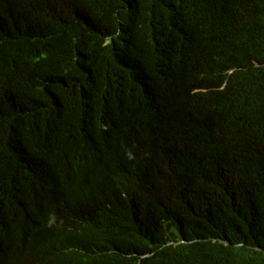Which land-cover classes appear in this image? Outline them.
Instances as JSON below:
<instances>
[{
    "label": "trees",
    "instance_id": "trees-1",
    "mask_svg": "<svg viewBox=\"0 0 264 264\" xmlns=\"http://www.w3.org/2000/svg\"><path fill=\"white\" fill-rule=\"evenodd\" d=\"M239 2L245 14H220L207 25L195 0H33L28 15L0 19V264H62L61 243L79 234L104 254L102 264H264V197L256 186L216 173L214 183L231 184L245 199L234 208L218 197L211 172L189 169L199 160L139 118L133 87L120 86L135 85L128 59L153 60L173 6L189 31L177 48L198 57L194 70L207 75L199 81L235 100H264V0ZM108 128L125 135L123 157H141L142 135L158 134L144 141L147 161L163 168L152 183L130 179L120 189L105 165L77 174V153L66 157L74 146L62 140ZM50 177L61 198L21 250L16 235L29 230L23 224L37 204L36 182Z\"/></svg>",
    "mask_w": 264,
    "mask_h": 264
},
{
    "label": "clouds",
    "instance_id": "clouds-1",
    "mask_svg": "<svg viewBox=\"0 0 264 264\" xmlns=\"http://www.w3.org/2000/svg\"><path fill=\"white\" fill-rule=\"evenodd\" d=\"M237 1L238 3L232 0L238 9H232L229 0H195L200 13L205 16L201 25L215 23L220 14H245L247 9L241 10L240 2ZM32 5L33 0H2L0 19L28 15ZM166 16L168 27L165 29V39L160 41L153 60L146 59L142 62L136 58L128 59L125 71L135 85L124 79L120 86L124 90L133 87L131 105L138 112L139 118L156 124L163 137L174 141L185 153L199 160L196 164L198 167L189 169L195 172L198 168H205L211 172L208 184H214L212 190L218 197H226L234 208L245 199L231 184L214 183L219 176L214 177L216 173L233 179H243L244 176L264 197V100L251 94L235 100L230 90H215L203 85L197 76L207 77L205 71L194 70L199 65L196 62L198 57H191L192 53L177 48L182 34L185 35L186 43L188 29L179 19L180 15H175L173 6ZM192 51L194 53L197 50ZM148 65H152V68ZM161 69L168 70L161 74ZM234 72L232 70L230 74H238ZM146 98L149 103L144 105ZM101 124L107 123H96ZM106 130L105 134L93 129L88 134L76 135L73 142L62 140L63 146H74V151L66 153V157L70 158L74 152L77 153V174L88 175L92 169L98 171L105 165L110 169V178L116 179L115 183L120 189L125 190V184L130 179L141 185L146 181L152 183L151 177L163 168L147 161L148 144L144 141L146 136L158 134L142 135L136 152L141 157L135 153H131L130 157H123L125 135L118 129ZM91 157H99L101 161L93 164ZM220 181L224 183V180L219 179L218 182ZM36 188L37 204L30 210L23 224L29 230L16 235L21 242V250L29 246L24 237L35 233L33 228L40 216L49 205L61 198L60 184L55 177L38 180ZM253 197L254 201L258 198L257 194ZM242 215L251 220L256 216L249 210L242 212ZM56 254L57 260L62 264L71 260L77 264H102L104 258L99 248L96 249L86 237L81 238L80 234L78 241L62 242Z\"/></svg>",
    "mask_w": 264,
    "mask_h": 264
}]
</instances>
